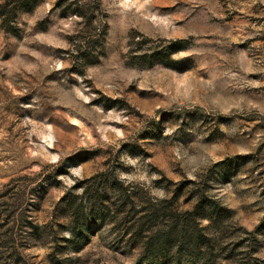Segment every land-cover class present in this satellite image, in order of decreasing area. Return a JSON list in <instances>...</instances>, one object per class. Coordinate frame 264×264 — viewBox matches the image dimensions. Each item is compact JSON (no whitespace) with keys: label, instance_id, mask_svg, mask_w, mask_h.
I'll list each match as a JSON object with an SVG mask.
<instances>
[{"label":"rangeland","instance_id":"rangeland-1","mask_svg":"<svg viewBox=\"0 0 264 264\" xmlns=\"http://www.w3.org/2000/svg\"><path fill=\"white\" fill-rule=\"evenodd\" d=\"M57 2L0 26V264H149L131 201L203 191L217 264H264V0Z\"/></svg>","mask_w":264,"mask_h":264},{"label":"trees","instance_id":"trees-1","mask_svg":"<svg viewBox=\"0 0 264 264\" xmlns=\"http://www.w3.org/2000/svg\"><path fill=\"white\" fill-rule=\"evenodd\" d=\"M38 0H1L0 26L9 31L11 20L19 11L30 10ZM86 1V0H84ZM60 5V0H58ZM76 13L85 14L87 2L77 4ZM72 9V10H73ZM197 194V193H194ZM66 197L69 202L71 220L79 225L90 217L99 216L103 212L101 205L96 208L100 199L91 203L88 211ZM169 198L146 200L136 209L135 201H131L132 219L126 232L134 242H142V250L136 262L149 264H217L218 234L220 223L228 218L231 209L218 202L215 198L200 192L196 195L191 207L180 209L169 203ZM200 216L207 222L201 225ZM14 218V217H13ZM9 221V217L5 216ZM15 221V220H13ZM264 224H258L251 233L261 229ZM38 226L37 224L31 225ZM69 258V257H68ZM52 264H60L59 258L51 257Z\"/></svg>","mask_w":264,"mask_h":264}]
</instances>
